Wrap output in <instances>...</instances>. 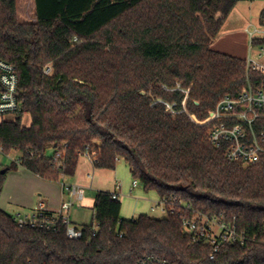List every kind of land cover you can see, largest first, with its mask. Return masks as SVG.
Masks as SVG:
<instances>
[{"label":"trees","instance_id":"obj_1","mask_svg":"<svg viewBox=\"0 0 264 264\" xmlns=\"http://www.w3.org/2000/svg\"><path fill=\"white\" fill-rule=\"evenodd\" d=\"M241 1L35 0V22L18 20L16 0L0 2V59L16 67L21 101L0 123L4 154L20 153L0 163V195L10 171L60 181L88 154L100 169L124 161L167 208L127 219L116 193L98 191L73 240L61 222L21 227L0 207V264H264V155L230 161L203 123L248 76L264 85V70L247 74L244 58L212 47ZM198 214L245 243L194 242L183 218Z\"/></svg>","mask_w":264,"mask_h":264},{"label":"built area","instance_id":"obj_2","mask_svg":"<svg viewBox=\"0 0 264 264\" xmlns=\"http://www.w3.org/2000/svg\"><path fill=\"white\" fill-rule=\"evenodd\" d=\"M2 1L4 0H0ZM248 33L250 52L245 58L247 74L264 70V44H255V40L264 38V26H254ZM45 73L50 74L51 68H46ZM20 109L19 75L16 67L0 59V115L16 114ZM203 123L211 125L210 141L218 148L224 147L230 161L240 162L246 166L257 163L264 155V85L254 84L248 76L246 85L238 94L220 98ZM0 152L4 153L2 148ZM139 185L140 182L134 179L133 186ZM63 188L68 198L62 201L57 210L51 211L47 202L40 199L31 212L13 214L14 221L21 227L47 229L56 228L61 222L67 227L68 238L73 240L82 238V227L71 221L70 210L76 203L82 201L85 189L78 184L69 183H63ZM157 208L166 213V200L159 198L157 206L152 210L155 211ZM183 225L185 232L192 235L194 242L202 240L210 242L215 246V251L227 241H239L241 244L246 241V236L237 232L234 226L201 214L184 217ZM211 258H214V254Z\"/></svg>","mask_w":264,"mask_h":264},{"label":"crops","instance_id":"obj_3","mask_svg":"<svg viewBox=\"0 0 264 264\" xmlns=\"http://www.w3.org/2000/svg\"><path fill=\"white\" fill-rule=\"evenodd\" d=\"M237 6L234 10L236 9L235 11L238 13ZM237 15L240 16L237 21L233 19L232 15L227 19L212 47L217 51L245 59L250 52L248 31L254 25L248 23V21H242L245 18L242 12ZM239 44L242 47V52H239ZM122 162L124 164H118L115 170L100 169L95 166L90 156L84 155L79 162L76 174L72 177H62L60 181L44 180L24 167H19L18 170L10 171L7 174L0 195V207L12 215L16 212L29 213L40 199H44L49 209L55 211L60 207L62 201L68 198L63 183H69L78 184L85 189L82 201L76 203L70 210L71 221L79 227L89 224L83 216L81 208L88 207L92 209L96 194L101 190L116 193L120 200L125 201V205L122 204L121 210V215L124 218L131 219L140 214L151 215L150 208L152 212H156L159 208L155 211L152 208L157 206L159 195L149 196L148 193L143 192L141 185L134 187L130 169L124 161ZM134 200L137 201L135 208L130 209L127 207V204L131 201L133 203ZM93 214L92 209V220Z\"/></svg>","mask_w":264,"mask_h":264},{"label":"rangeland","instance_id":"obj_4","mask_svg":"<svg viewBox=\"0 0 264 264\" xmlns=\"http://www.w3.org/2000/svg\"><path fill=\"white\" fill-rule=\"evenodd\" d=\"M16 3H17V18L20 22H35L37 20L36 10H35V0H16ZM263 5H264V0H246V1H242L239 3V5L237 6V10H238V13L242 12L243 15H245V18H243L242 21H244V20L248 21V23H251L254 26L258 27V26H260L259 14H260V11H261ZM235 10H233V12H231L229 17L232 15L233 19L235 21H237L240 19V16L238 17V15H237L238 13ZM238 48H239V52H242V50H241L242 47L240 44L238 45ZM243 53H245V52H243ZM15 117H16L15 114H10V113L0 115V123L3 120H13V119H15ZM23 123L26 126H30L31 117L29 114L26 113L23 115ZM49 153L51 154L52 150H50ZM19 155H20V153L17 151H12L9 155H6V154L0 152V163H2L4 165H8L10 162L16 161L18 159ZM122 163L123 162L120 161L118 164H122ZM123 166H124V168H126L125 165H123ZM130 179H131V177H130ZM132 179H133V177H132ZM143 192H146V191H143ZM146 193H148L149 196L157 195V193L155 191H149ZM121 202L124 206L125 201L121 200ZM136 203H137V201H135V200L133 201V203L131 201L127 204V207H129L130 209H134ZM81 210H82V213H83V216L85 217V219H87L88 222L90 223L92 221V209H90L88 207H82ZM149 212L151 213L152 216H154L156 218H163L164 216H166V213L164 211H162L161 209H158L156 212H152L151 208H150Z\"/></svg>","mask_w":264,"mask_h":264},{"label":"water","instance_id":"obj_5","mask_svg":"<svg viewBox=\"0 0 264 264\" xmlns=\"http://www.w3.org/2000/svg\"><path fill=\"white\" fill-rule=\"evenodd\" d=\"M6 172V170H3V173H5Z\"/></svg>","mask_w":264,"mask_h":264}]
</instances>
